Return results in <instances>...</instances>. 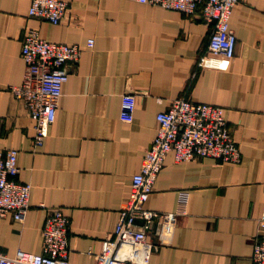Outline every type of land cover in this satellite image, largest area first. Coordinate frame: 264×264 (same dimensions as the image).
Returning <instances> with one entry per match:
<instances>
[{
    "label": "crops",
    "instance_id": "0c3cea01",
    "mask_svg": "<svg viewBox=\"0 0 264 264\" xmlns=\"http://www.w3.org/2000/svg\"><path fill=\"white\" fill-rule=\"evenodd\" d=\"M65 1L66 14L53 24L29 15L30 0H0V154L14 147L16 179L31 184L24 220L0 219V254L41 252L45 217L60 209L70 220L69 263L94 262L156 134V114L187 97L224 108L241 159L174 162L166 155L144 203L167 214L148 233L159 244L149 264H254L264 212V0L234 6L231 58L208 50L212 27L198 15L139 0ZM28 27L79 47L40 147L33 119L12 92L23 81ZM125 92L135 95L131 122L119 115ZM182 191L187 210L174 214Z\"/></svg>",
    "mask_w": 264,
    "mask_h": 264
},
{
    "label": "built area",
    "instance_id": "2783aa9c",
    "mask_svg": "<svg viewBox=\"0 0 264 264\" xmlns=\"http://www.w3.org/2000/svg\"><path fill=\"white\" fill-rule=\"evenodd\" d=\"M139 1L190 16L198 15L212 27L208 50L227 58L234 55L236 36L230 26V16L240 0ZM67 8L65 0H30L28 13L57 24ZM93 43V38H89L86 44L92 47ZM21 56L25 64L23 81L13 86L12 92L24 103L33 119V145L40 147L55 120L62 86L68 78L69 63L77 61L79 47L48 41L41 37L37 28L28 27L21 44ZM134 110L135 95L123 93L120 118L131 122ZM156 120V134L145 151L140 169L131 177L126 204L119 212L114 231L102 241L94 262L88 264H149L159 244L151 242L148 233L167 214L145 208L144 203L168 153L172 154L174 162L210 157L238 163L241 159L222 106L180 97L174 99L166 110L158 112ZM18 173L17 150L6 148L0 154V219L11 215L13 219L23 221L28 211L31 184L17 180ZM188 202V192H180L174 214H184ZM258 222L251 260L254 264H264V212ZM69 227L70 220L62 210L48 212L42 227L41 252L18 249L13 255L0 254V264H70Z\"/></svg>",
    "mask_w": 264,
    "mask_h": 264
}]
</instances>
